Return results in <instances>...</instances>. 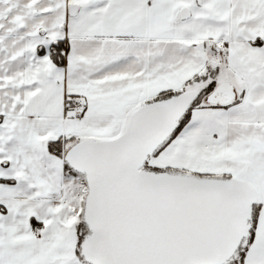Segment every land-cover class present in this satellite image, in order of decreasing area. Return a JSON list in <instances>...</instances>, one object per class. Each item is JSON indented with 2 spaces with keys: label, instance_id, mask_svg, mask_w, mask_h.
Here are the masks:
<instances>
[{
  "label": "snow or ice",
  "instance_id": "1",
  "mask_svg": "<svg viewBox=\"0 0 264 264\" xmlns=\"http://www.w3.org/2000/svg\"><path fill=\"white\" fill-rule=\"evenodd\" d=\"M0 264H264V0H0Z\"/></svg>",
  "mask_w": 264,
  "mask_h": 264
}]
</instances>
